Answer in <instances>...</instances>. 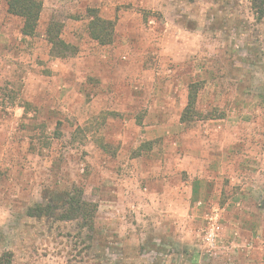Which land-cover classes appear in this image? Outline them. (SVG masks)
Masks as SVG:
<instances>
[{
	"label": "rangeland",
	"instance_id": "rangeland-1",
	"mask_svg": "<svg viewBox=\"0 0 264 264\" xmlns=\"http://www.w3.org/2000/svg\"><path fill=\"white\" fill-rule=\"evenodd\" d=\"M7 1L0 264H264V18L250 0H41L31 37ZM94 17L110 42L91 38ZM72 186L97 206L87 236L27 215Z\"/></svg>",
	"mask_w": 264,
	"mask_h": 264
},
{
	"label": "trees",
	"instance_id": "trees-1",
	"mask_svg": "<svg viewBox=\"0 0 264 264\" xmlns=\"http://www.w3.org/2000/svg\"><path fill=\"white\" fill-rule=\"evenodd\" d=\"M250 9L256 20L264 18V0H250ZM42 10L41 0H8L7 12L22 20L21 33L24 36L31 37L35 34L39 15ZM112 23L102 20L98 17L92 18L89 23V34L92 39L100 44L110 42L112 38ZM46 41L52 49H68L59 37V30L54 27H48L46 31ZM201 84L199 82L190 83L187 86V105L184 110V118L188 113L194 111L196 98ZM97 212V206L87 202L83 198V191L72 186L65 190L60 196L52 198V200L44 205H38L35 208L28 209L29 217L42 218L55 216V220L59 222L77 223V227L81 233L87 234L94 230V219ZM88 241H92V237H86Z\"/></svg>",
	"mask_w": 264,
	"mask_h": 264
}]
</instances>
